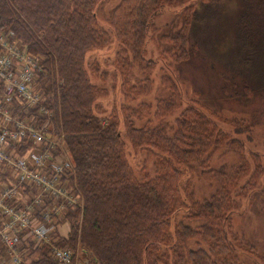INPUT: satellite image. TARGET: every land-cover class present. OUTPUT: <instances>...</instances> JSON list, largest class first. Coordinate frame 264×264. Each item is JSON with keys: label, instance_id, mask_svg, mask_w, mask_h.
I'll list each match as a JSON object with an SVG mask.
<instances>
[{"label": "trees", "instance_id": "trees-1", "mask_svg": "<svg viewBox=\"0 0 264 264\" xmlns=\"http://www.w3.org/2000/svg\"><path fill=\"white\" fill-rule=\"evenodd\" d=\"M106 2L0 0V29L14 32L30 53L43 59L39 89L52 112L51 133L65 137L74 164V182L82 196L83 208L80 206L66 216L71 222L80 217V228L72 224L67 236L59 240H64L72 251L79 244L89 264H164L159 263L157 256H163L166 251L172 253V259L165 264H241L223 231L236 208L235 189L229 196L225 193L221 201L214 199L206 204L207 211L222 216L221 230L213 235L205 231L195 241L196 249L177 255L182 249L183 235H174L173 217L185 209L175 206L178 197L184 202L180 174L182 169H189L187 160L201 162L220 145L221 132L204 111L188 106L183 119L176 122L173 140L165 137L163 125L152 129L149 118L145 119L147 115L142 119L140 110L146 104L134 108L124 106L120 113L114 112L111 121L104 120L107 125L95 114L101 96L94 83L99 65L94 63L88 70L86 62L88 55L101 53L112 44L111 35L103 26L108 27L118 45L113 66L120 75L122 87V72L130 69V64H126L128 57L133 65L145 64L144 72L150 74L153 63L144 58V40L152 26L151 20L169 0H122L111 18L102 19ZM258 6H264V0ZM192 7L186 6L180 12L188 19L182 22L183 30L169 37L186 58L189 52L186 54L184 47L196 14ZM144 78L142 89L139 85L132 88L135 99L152 90L150 75ZM161 83L167 87L173 85L180 96L174 81ZM172 100H158L156 120L177 110L180 101ZM124 140L136 152L156 160V175L158 168L161 176L154 181L147 180V176L140 179V174H146L147 169L143 166L140 172H134ZM258 166L262 174L252 170L238 191L249 195L255 190L248 188L263 175L261 160ZM191 210L186 208V214ZM208 218L213 222L216 217L210 214ZM164 228H168L172 237L170 244ZM21 264L57 263L47 245L34 248L29 244Z\"/></svg>", "mask_w": 264, "mask_h": 264}, {"label": "rangeland", "instance_id": "rangeland-1", "mask_svg": "<svg viewBox=\"0 0 264 264\" xmlns=\"http://www.w3.org/2000/svg\"><path fill=\"white\" fill-rule=\"evenodd\" d=\"M121 1L107 0L101 18H111ZM261 1L169 0L151 20L152 26L144 40V58L153 63L150 74H145V64L133 65L128 57L126 64H130V69L122 72V87L120 75L113 66L118 45L107 26L103 27L111 35L112 44L87 58L88 70L94 63L99 65L94 83L101 96L95 114L102 124L107 125L104 120L111 121L114 112L120 113L124 106L134 108L143 103L146 106L140 110L142 119L147 115L145 119L149 118L152 129L163 125L165 137L173 140L176 122L183 119L188 106L194 105L204 111L221 132L218 131L220 145L201 162L187 160L189 169H182L180 174L184 202L178 197L175 206L185 209L173 217L174 235H183L182 249L177 255L196 249L195 241L205 231L213 235L221 230L222 216L207 211L206 204L214 199L221 201L225 193L229 196L235 189L236 208L223 229L226 239L241 264H264V172L256 184L249 186L248 189H255L249 195L238 191L252 170L262 174L259 160L264 164V6H258ZM189 5H194L192 11L194 9L196 14L184 47L186 54L189 52L186 58L169 37L183 30L182 22L188 19L180 12ZM147 75H150L152 90L135 99L132 88L139 85L142 89L141 81ZM162 80L166 83L174 81L180 96L173 85L163 86ZM160 99L166 102L179 100L180 104L177 103L176 111L156 120L154 112ZM141 124L137 123L138 126ZM124 142H127L128 161L134 172H140L143 166L147 169L146 174H140V179L147 176V180L154 181L161 176L158 168L156 175V160L136 152L128 141ZM80 206L83 208L82 203ZM188 207L192 210L186 214ZM73 211L77 209L69 212ZM69 212L63 214L59 230L48 242L68 248L57 235L65 237L72 224L80 228L81 222L80 217L77 221H68ZM210 214L216 217L213 222L208 218ZM163 230L169 235L168 228ZM171 241L170 236L168 243ZM72 252L75 264L85 261L89 264V258L79 244ZM166 252L157 256L159 263L171 262L172 253Z\"/></svg>", "mask_w": 264, "mask_h": 264}, {"label": "built area", "instance_id": "built-area-1", "mask_svg": "<svg viewBox=\"0 0 264 264\" xmlns=\"http://www.w3.org/2000/svg\"><path fill=\"white\" fill-rule=\"evenodd\" d=\"M43 71L42 57L0 29V264H21L29 244L47 245L57 264H75L71 250L48 242L82 196L65 137L51 133Z\"/></svg>", "mask_w": 264, "mask_h": 264}, {"label": "water", "instance_id": "water-1", "mask_svg": "<svg viewBox=\"0 0 264 264\" xmlns=\"http://www.w3.org/2000/svg\"><path fill=\"white\" fill-rule=\"evenodd\" d=\"M84 264H88V261H85V263Z\"/></svg>", "mask_w": 264, "mask_h": 264}]
</instances>
